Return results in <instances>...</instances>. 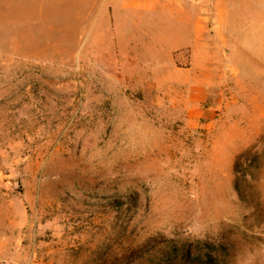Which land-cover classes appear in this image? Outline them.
Listing matches in <instances>:
<instances>
[{
  "label": "rangeland",
  "instance_id": "1",
  "mask_svg": "<svg viewBox=\"0 0 264 264\" xmlns=\"http://www.w3.org/2000/svg\"><path fill=\"white\" fill-rule=\"evenodd\" d=\"M140 1L0 0V264H264V0Z\"/></svg>",
  "mask_w": 264,
  "mask_h": 264
},
{
  "label": "trees",
  "instance_id": "2",
  "mask_svg": "<svg viewBox=\"0 0 264 264\" xmlns=\"http://www.w3.org/2000/svg\"><path fill=\"white\" fill-rule=\"evenodd\" d=\"M254 150V147L244 150L234 162L235 188L241 198L243 193L240 189V182H246L250 176H253L252 171L256 165L254 157H249ZM254 152L257 153L258 151L255 150ZM202 243L203 240L197 239L193 242H183L179 246L150 249L140 255L138 261L127 264H219L217 254L220 249L214 248L212 251L206 252ZM213 246L216 247V245Z\"/></svg>",
  "mask_w": 264,
  "mask_h": 264
},
{
  "label": "bare ground",
  "instance_id": "3",
  "mask_svg": "<svg viewBox=\"0 0 264 264\" xmlns=\"http://www.w3.org/2000/svg\"><path fill=\"white\" fill-rule=\"evenodd\" d=\"M159 0H141L140 2H144L145 4H155L157 3Z\"/></svg>",
  "mask_w": 264,
  "mask_h": 264
},
{
  "label": "crops",
  "instance_id": "4",
  "mask_svg": "<svg viewBox=\"0 0 264 264\" xmlns=\"http://www.w3.org/2000/svg\"><path fill=\"white\" fill-rule=\"evenodd\" d=\"M203 22H204V21H201V20L198 18V20L195 21V24L200 25V24H203Z\"/></svg>",
  "mask_w": 264,
  "mask_h": 264
}]
</instances>
